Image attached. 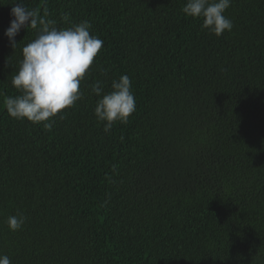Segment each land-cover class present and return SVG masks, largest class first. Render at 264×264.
Segmentation results:
<instances>
[{
    "label": "trees",
    "instance_id": "16d2710c",
    "mask_svg": "<svg viewBox=\"0 0 264 264\" xmlns=\"http://www.w3.org/2000/svg\"><path fill=\"white\" fill-rule=\"evenodd\" d=\"M0 0V255L12 264H264V0H232L217 37L186 0H24L103 47L51 130L3 105L37 29L5 36ZM68 14L70 22L63 17ZM128 75L136 110L109 133L99 97ZM61 116L63 118H61ZM123 138V139H122ZM27 217L10 231L7 217Z\"/></svg>",
    "mask_w": 264,
    "mask_h": 264
},
{
    "label": "clouds",
    "instance_id": "9594fccd",
    "mask_svg": "<svg viewBox=\"0 0 264 264\" xmlns=\"http://www.w3.org/2000/svg\"><path fill=\"white\" fill-rule=\"evenodd\" d=\"M231 2L186 0L182 12L186 17L202 20V29L219 37L233 29L232 21L225 15ZM14 4L10 13L13 19L4 33L10 46L15 49V37L21 29L38 31L36 38L22 48L23 58L12 77V86L19 94L4 97L3 105L11 118L42 124L51 130L57 114L74 107L83 98L81 82L102 49L103 41L91 34L88 21L58 28L55 21L39 16L24 0H15ZM63 19L70 22L68 14ZM91 90L99 97L94 115L103 124L105 133L117 122L126 124L136 110L132 82L126 74L112 81L109 92L104 91L100 81L92 84ZM26 219L22 214L10 215L6 223L15 232L22 229ZM0 264L12 262L7 255H0Z\"/></svg>",
    "mask_w": 264,
    "mask_h": 264
}]
</instances>
